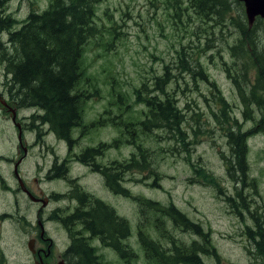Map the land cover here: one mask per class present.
Instances as JSON below:
<instances>
[{"label": "rangeland", "instance_id": "rangeland-1", "mask_svg": "<svg viewBox=\"0 0 264 264\" xmlns=\"http://www.w3.org/2000/svg\"><path fill=\"white\" fill-rule=\"evenodd\" d=\"M48 2L1 0L3 7L0 10L3 11L0 16L11 14L21 21L31 9L40 11L46 8ZM164 3V0H102L95 6L100 33L86 47L88 82L84 84V89L91 92L83 118L85 125L107 117L110 118L108 121L114 117L118 123L116 116L137 121L143 116L144 105L136 102L135 88L142 83L151 86L154 77L163 75L167 65L172 78L164 84V88L173 92L176 108L186 118L181 123L185 143L179 142L168 130L157 129L145 135L142 130L136 129L135 143L140 144L145 156L141 161L138 154L137 160L145 168L125 171L122 185L128 195L110 189L105 183L106 176L92 171L90 167H83L73 159L68 163L67 177L75 179L74 185L80 191L112 207L117 215L127 220L130 233L123 242L128 244V250L134 256L122 258L112 249H102L99 258L106 264H148L137 233L138 226L167 249L197 240L199 246L208 250L200 253L204 264H264V244L259 242L257 246L251 238L260 230L253 216H260V220L264 221V136L259 133L247 139L249 177L238 182L237 172L229 173L226 169L224 156L230 152L225 137L228 124L216 98L219 94L226 99L243 128L252 125V121L243 119V102L232 79L231 68L236 58L231 55L229 45L235 41L238 31L229 27L228 31L221 33L216 28L213 35H208L209 40L204 41L198 33L197 22L190 20L188 23L185 20L175 25L173 12ZM196 31L199 37L193 33ZM7 37V31H0V41H6ZM181 45L188 52H194L195 57L199 55L208 81L198 75L193 78L180 69L176 62V50ZM245 62L249 80L253 83L256 68L250 60ZM211 81L215 82L219 91L214 89ZM5 82L4 67L0 64V211L12 210L14 204L13 193L12 196L3 193L1 176L14 188L17 166V172L21 168V180L32 189H36L38 183L44 191L54 189L61 192L67 184L63 180L45 182V170L40 168L53 158L51 146L55 135L46 130V126L41 128L39 125L40 132L36 122L31 123L29 117L37 112L35 108L17 109L10 104V107L16 108V113L8 109L6 103H9V96L3 94ZM93 88L97 91L94 92ZM118 91L123 94L124 100H117ZM7 93L9 95L8 90ZM17 122L21 123V133ZM118 126L106 122L90 129H75L72 131L73 153L78 154L81 147L109 144L96 157V163L109 166L113 161H126L137 152V146L125 142L130 140V136L121 135ZM19 134L21 148L17 142ZM114 141L117 146H114ZM23 147H26L25 157ZM56 150L63 152V149ZM20 152L21 165L16 166ZM114 186L119 187L118 184ZM18 198L20 200V196ZM139 199L154 200L165 209L174 206L189 222L199 225L203 234H196L189 226L172 220L162 212L146 208L147 204L139 203ZM66 203V199H61L52 203L51 207ZM70 203L75 206L77 202ZM19 204L21 215L32 218L36 206L22 192ZM155 224L163 229V235ZM2 229L3 235L10 236V224L6 222ZM58 236L62 239L60 233ZM91 244L98 246L97 239ZM24 247L21 243V258L25 256Z\"/></svg>", "mask_w": 264, "mask_h": 264}, {"label": "trees", "instance_id": "trees-1", "mask_svg": "<svg viewBox=\"0 0 264 264\" xmlns=\"http://www.w3.org/2000/svg\"><path fill=\"white\" fill-rule=\"evenodd\" d=\"M100 1L102 0H49L46 8L40 11L31 9L21 21L11 14L0 16V31H7L8 35L6 41H0V64L3 65L7 77L5 86L10 100L21 109H36L37 112H33L29 118L32 119V124L33 121L36 122L38 129L39 125H45L47 130L58 138L70 142L73 141L72 131L79 127L90 129L106 122L119 124L121 135L130 136V140L125 142L137 146V152L132 153L126 161L119 163L113 161L109 166L100 165L95 161L96 156L109 145L101 144L99 148L86 149L78 158L88 156L87 161L91 167L107 177L106 184L110 189L128 195L122 185L125 171L145 168L137 160L138 154L141 161L145 156L140 144L135 143L138 134L136 129L142 130L145 135L157 129L168 130L179 142L185 143L181 123L185 122L186 118L176 108L173 92L164 88V84L172 78L166 65L163 75H156L151 86L142 83L135 88L136 102L144 105L143 116L137 121L116 116L118 123L114 117H112L114 121H108L110 118L107 117L105 120L101 118L88 125L84 124L85 105L91 92L84 89V84L88 82L85 65L86 47L100 33L95 8ZM164 2L167 9L173 12L175 25L185 20L188 23L190 20L192 23L197 22L198 33L202 35L204 41L209 40L208 35H213L216 28L221 33L228 31L229 27H234L238 31L235 41L229 45L231 55L236 58L231 68L232 79L243 102L241 110L243 119L252 121V125L243 128L226 99L219 94H216V98L223 119L228 124L225 137L230 152L224 154L226 169L229 173L237 172L238 182L245 181L250 170L247 139L259 133L264 136V19L256 18L249 28L243 4L238 0H164ZM2 7L3 5H0V9ZM193 33L199 37L197 31ZM176 55V62L183 72H187L193 78L198 75L202 80L208 81V74L199 62V55L195 57V53L188 52L183 45L176 50ZM246 60H250L256 68L253 83L249 80ZM210 84L219 91L214 81ZM93 90L96 92L97 88ZM122 99L124 100L123 94L118 91L117 100ZM39 131L41 132V129ZM117 145L118 143L114 141V146ZM232 177L236 180L234 176ZM250 181L254 182L253 179ZM114 184H118V189ZM87 198L88 207L81 206L75 211L76 216L89 219L81 222L86 230L93 235H100L105 246L112 247L120 257L134 256L133 252L128 250V244L123 242L130 233L127 220L117 215L112 207L91 195ZM139 200V203L147 204L146 208L162 212L172 220L189 226L196 234H203L199 225L189 222L174 206L165 209L154 200ZM253 217L260 230L251 238L255 245L259 246V242L264 244V221L260 220V216ZM155 226L163 235V229L158 224ZM248 232L251 234L250 230ZM137 233L148 264H204L200 253L208 250L199 246L197 240L188 245L181 244L180 247L172 245V249H167L140 226ZM170 241L173 244L172 238ZM80 247L83 248L80 251L81 255L93 262L95 248L85 245Z\"/></svg>", "mask_w": 264, "mask_h": 264}, {"label": "flooded vegetation", "instance_id": "flooded-vegetation-1", "mask_svg": "<svg viewBox=\"0 0 264 264\" xmlns=\"http://www.w3.org/2000/svg\"><path fill=\"white\" fill-rule=\"evenodd\" d=\"M7 90L6 86H4L3 94L9 96ZM7 99L9 101V103H6L8 109L16 113V108H20L9 97ZM10 104L15 105L16 108L14 106L10 107ZM19 123L17 122L16 126L19 128V133H21V123ZM53 138L52 144L53 142L54 144H51L53 158L40 169L45 170L44 177L47 180L45 182L66 181L67 184L64 191L59 192L54 189H51L50 192L44 191L38 183L36 184V189H32L23 182L21 180V168L17 172V164L21 165V152L19 161L15 163L17 166V170L16 168L14 170V175L16 176L15 187L13 188L1 176L3 193L9 196H12L13 193L14 204L12 210L0 211V264H90V261L81 255L80 251L83 249L80 247L81 245L95 248L96 254L92 264H104L105 262L99 258L102 254L99 251L112 249L115 252L112 247L105 246L100 235H93L92 232L86 230L81 222L83 220L89 221L87 217L75 215V211L79 207H88L87 197L90 194L80 191L79 187L74 185L75 179L72 180L67 177L68 163L73 159L76 163L83 165V167H90L92 171L98 172L87 161L88 156H86L87 158H78L82 152L91 147H81L78 154H74L73 141H70V143L68 140L60 139L56 136ZM17 142L19 148H21V135L20 137L18 135ZM56 149H63V152H57ZM23 150L25 157L27 154L26 147H23ZM3 158L10 159L4 156ZM103 176H105L104 173ZM21 192L29 199L32 205L36 206V211L32 218L21 215V206L19 204V201L21 203ZM83 194L87 196L84 197ZM61 199H66L68 203L51 207L52 203H58ZM70 201H76L77 203L72 206ZM6 222L10 224L11 230L9 234L12 237L3 235L4 231L2 228ZM102 230L103 226L101 225L100 231L102 232ZM58 233H60L62 239L58 236ZM7 238L9 239L8 241ZM94 239H97L98 246L91 244ZM21 243L25 246L23 249L25 256L23 258H21Z\"/></svg>", "mask_w": 264, "mask_h": 264}, {"label": "water", "instance_id": "water-1", "mask_svg": "<svg viewBox=\"0 0 264 264\" xmlns=\"http://www.w3.org/2000/svg\"><path fill=\"white\" fill-rule=\"evenodd\" d=\"M238 1L243 3L244 12L249 27L253 25L256 17L264 18V0H238Z\"/></svg>", "mask_w": 264, "mask_h": 264}]
</instances>
